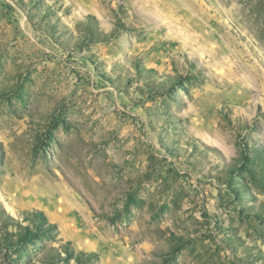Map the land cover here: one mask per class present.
<instances>
[{"label": "rangeland", "instance_id": "374dc122", "mask_svg": "<svg viewBox=\"0 0 264 264\" xmlns=\"http://www.w3.org/2000/svg\"><path fill=\"white\" fill-rule=\"evenodd\" d=\"M0 264H264V0H0Z\"/></svg>", "mask_w": 264, "mask_h": 264}, {"label": "trees", "instance_id": "16d2710c", "mask_svg": "<svg viewBox=\"0 0 264 264\" xmlns=\"http://www.w3.org/2000/svg\"><path fill=\"white\" fill-rule=\"evenodd\" d=\"M39 215L42 217V214L39 213Z\"/></svg>", "mask_w": 264, "mask_h": 264}, {"label": "bare ground", "instance_id": "6f19581e", "mask_svg": "<svg viewBox=\"0 0 264 264\" xmlns=\"http://www.w3.org/2000/svg\"><path fill=\"white\" fill-rule=\"evenodd\" d=\"M263 76V75H262ZM10 208V207H9Z\"/></svg>", "mask_w": 264, "mask_h": 264}]
</instances>
